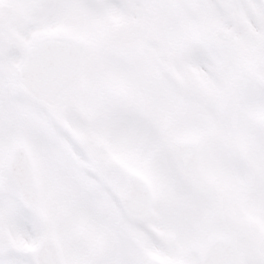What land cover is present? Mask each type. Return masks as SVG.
<instances>
[{
    "label": "snow or ice",
    "instance_id": "6c2138e0",
    "mask_svg": "<svg viewBox=\"0 0 264 264\" xmlns=\"http://www.w3.org/2000/svg\"><path fill=\"white\" fill-rule=\"evenodd\" d=\"M0 264H264V0H0Z\"/></svg>",
    "mask_w": 264,
    "mask_h": 264
}]
</instances>
